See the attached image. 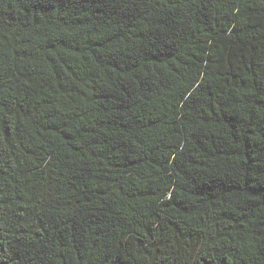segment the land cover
<instances>
[{
    "label": "trees",
    "instance_id": "1",
    "mask_svg": "<svg viewBox=\"0 0 264 264\" xmlns=\"http://www.w3.org/2000/svg\"><path fill=\"white\" fill-rule=\"evenodd\" d=\"M0 264H264V0H0Z\"/></svg>",
    "mask_w": 264,
    "mask_h": 264
}]
</instances>
